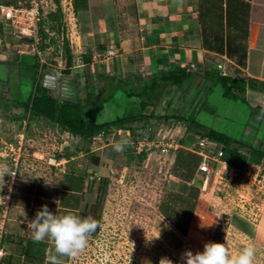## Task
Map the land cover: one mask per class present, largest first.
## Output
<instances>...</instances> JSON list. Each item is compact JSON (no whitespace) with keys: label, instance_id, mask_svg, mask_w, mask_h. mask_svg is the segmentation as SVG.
I'll list each match as a JSON object with an SVG mask.
<instances>
[{"label":"rangeland","instance_id":"rangeland-1","mask_svg":"<svg viewBox=\"0 0 264 264\" xmlns=\"http://www.w3.org/2000/svg\"><path fill=\"white\" fill-rule=\"evenodd\" d=\"M248 1L253 7L255 28L247 70L250 75L246 70L237 72L231 67L225 71L247 81L250 91L246 100L251 108L264 109V0ZM24 2L26 0H0V7ZM59 2L63 28L52 30L47 17L55 12L56 0H39L40 23L45 21L43 28L48 35L43 41L40 33L37 41L21 33L25 26L7 21L0 8V97L4 101L0 107V163L8 164L16 173L14 178L4 177L6 186L0 191V196L7 197L5 203H0V250L3 252L0 264H41L39 258L27 260L20 254L32 240L29 221L41 205L46 204L55 212L61 170L68 171L72 167L86 171L92 165L93 150L105 144H109L104 149L111 159L108 163L110 174H100L90 181L89 192L93 199L86 204V212L91 211L92 204H97L99 227L90 236L87 248L67 264H158L161 257L171 259L174 264H183L181 255L185 250L202 251L208 241L225 242L233 255L253 242L257 248L254 264H264V182L259 177L254 180V174H239L229 180L227 175L220 179V173L214 170L207 179L202 177L197 206L190 218L181 222L183 226L187 223L182 230L160 212V204L170 200L171 194L179 193L183 185L174 178L175 174H169L177 153L172 146L182 136L188 140L185 145L190 147L196 136L186 127L195 117L217 131L264 151V117L258 114L252 119L248 113L250 108L239 100L223 98L219 86L214 87L212 96L206 99H203L205 91L197 88L174 90L171 98L165 96L155 108L160 118L147 124L136 121L124 129L113 127L91 140L73 136L43 118L24 115L22 108L13 105L14 99H26L33 90L30 65L36 60L42 66L43 76L52 75L57 80L51 90L53 96L84 100L89 91L95 89L99 93L103 89L101 80L96 77L97 65L84 59L91 53L80 54L71 48L76 45L71 41L74 40L70 35L71 19L65 3ZM66 41L72 54L68 74L64 71ZM41 45L43 49L38 48ZM15 53L19 55L18 62ZM209 84L213 85L210 81ZM201 85L204 87L208 83ZM115 90L106 89V93ZM125 91L129 93L127 88ZM105 97L107 102H103L99 122L121 118L137 101L135 98L127 100L124 90ZM198 102L205 107H200ZM167 116L172 118L164 119ZM128 126H132L134 134H130ZM126 138L131 139V146L123 152L115 151V143ZM143 138L148 143L172 146L165 150L162 147L145 149L146 155L140 159L135 146ZM189 139L192 140L189 142ZM211 145L215 147L213 141ZM10 146L19 150L12 152ZM17 155L16 166L13 156ZM158 230L159 239H152ZM41 244L43 247L33 248V251L43 257L48 242Z\"/></svg>","mask_w":264,"mask_h":264},{"label":"crops","instance_id":"crops-1","mask_svg":"<svg viewBox=\"0 0 264 264\" xmlns=\"http://www.w3.org/2000/svg\"><path fill=\"white\" fill-rule=\"evenodd\" d=\"M62 1L71 19L70 35L74 39L71 41L76 44L71 45V48L74 47L77 53L81 52L80 54L91 53L90 62L97 65L98 74L124 80L131 75L148 77L160 71L170 72L177 67L186 68L192 73V78L181 89L191 87V90L195 88L199 91L203 90L205 91L203 99H206L212 96L214 87L203 78L205 70L217 69L221 75L232 76L225 71L227 67L234 68L237 72L243 70L247 72L249 69V53L255 28L252 23L253 7L248 0ZM243 3L250 5L248 17L238 15L240 9L243 10L245 7ZM226 6L229 10L228 24ZM242 12L244 11L240 13ZM229 43L231 46L243 47L246 50V69L240 68L235 59L225 53ZM221 48L224 53H219ZM108 52H112L111 56L105 57ZM17 56L19 58V55ZM19 60L20 58L17 62ZM96 60L98 62H95ZM247 74L250 75L248 72ZM205 82L208 85L202 87L201 84ZM208 86H210L209 91L206 93ZM249 91L247 83L246 97ZM198 103L200 107H205V105L201 106V102ZM195 119L197 120L196 117ZM191 140L189 139V142ZM196 140L197 137L189 144L190 147L196 143ZM187 141L182 136L179 138L178 148L174 151L177 153L173 163L171 162L169 174H175L174 178L183 184L200 190L201 186L198 182L202 183L203 175L198 171V165L201 157L185 145ZM108 145H100L93 151L105 152L104 148ZM217 146L222 148L220 144ZM110 162V157L105 154L98 166L89 165L86 171L72 167L68 171L61 170L56 214L73 210L81 217H85L87 201L93 196L89 192L90 181L100 174H110L108 170ZM250 164L248 163L247 166ZM229 167L240 172L245 170V168L241 171ZM177 194H182V201L174 203L171 197L175 194H171L170 200L164 203L174 205L173 223L181 229L187 227V223L183 226L181 222L185 218L189 219L190 214L195 210L199 193L196 199L182 188ZM191 205L194 206L193 209ZM50 247L51 244L48 242L44 258L39 259L41 264H48L47 252ZM42 260L44 263L41 262ZM68 261L69 259L66 264Z\"/></svg>","mask_w":264,"mask_h":264},{"label":"trees","instance_id":"trees-1","mask_svg":"<svg viewBox=\"0 0 264 264\" xmlns=\"http://www.w3.org/2000/svg\"><path fill=\"white\" fill-rule=\"evenodd\" d=\"M56 3L55 12L48 14L47 17L48 21L52 24L50 27L52 30H60V28H63V14L61 12L59 2L57 1ZM243 4H245V7L243 10L240 9V12H244H238V15L248 17L250 5L249 3ZM228 17L229 10L227 7V24L229 23ZM44 23L45 21H42V23H40V21L38 22V33H40V39L42 41L48 38L47 32L43 28ZM38 48L43 49L44 46L41 45ZM219 53H224V50L221 48ZM225 53L228 57L235 59L240 68L244 69L246 67V50L243 47H234L231 46V43H229ZM64 54L66 57V69L64 71L66 74H68L70 68L72 67V54L67 41L64 45ZM84 59L89 63L90 55L88 54L84 56ZM31 66L33 68L32 78L34 88L31 92H29L26 99L20 97L18 99H14V101H12L13 105L22 108L24 115L27 114L28 116L43 118L58 125L61 130L84 140H91L98 134L107 133L113 127L124 129L127 125L135 123L136 121H143L147 124L151 123L152 120L160 118L161 116H157L155 108L160 106L162 99L165 96H167L166 98H171L175 92L174 90H181V88L185 86V84L192 78V73L187 71L186 68L181 67H177L170 72L160 71L148 77L143 75H131L124 80L112 78L104 74H98L96 77H98V80H101V83L103 84L102 91L97 93L95 89L91 90L87 93L84 100H80L77 97L70 99L51 95L52 91L43 85L41 74L42 66H39V61L36 60ZM203 78L212 82L213 87L219 86L221 90L220 94L223 98L233 101L239 100L247 109L250 108L248 113L252 119H255L253 117H256L258 114L264 117L263 108L258 106L251 108L247 102V83L244 78L221 75L217 69L205 70L203 73ZM126 88L128 89L129 93H126ZM106 89H109L111 92L115 89L116 92L117 90H124L127 100L130 98H135L137 100L135 103H133L135 107H128V111H126V113L123 114L121 118L112 121L99 122L98 117L103 108V102H107L105 96L109 95L110 98L113 96V93H115V91L113 93L107 91L106 93ZM3 102V99L0 97V107L3 105ZM169 118L172 117H164V119ZM146 124H144L143 127H145ZM129 127L130 126H128V130L130 134H134V130H131L132 126L130 128ZM186 130L188 132H192L197 137V139L206 138L210 141H213L215 144H220L223 148L222 159L229 166L241 171L245 168V166H247L248 163L260 164L261 161L264 160V151L258 148L256 145H250L244 141L234 139L227 133L225 134L224 132L217 131L203 123L198 122V120L195 118L189 121ZM145 155L146 152L143 151L139 154L138 158L143 159ZM104 156V151L94 152L91 155L90 163L94 166H98L100 160ZM198 183L201 185V181ZM181 188L184 192L187 190L188 195H190L192 198H197L199 193L198 189L195 190L193 186H187L186 184H183V187ZM171 201L174 203L177 201H182V194H175L171 197ZM95 205L97 204H92L93 207L90 208L91 211L87 213L99 222L100 213L98 210H96L97 208ZM191 207V209H193L194 206L191 205ZM174 208V205H169V203L164 205L162 203L160 204L161 214L172 222V216L174 217ZM40 247H43V244L35 243L33 240H30L28 245L25 246V248H22V253L20 254H23L27 260L35 258L41 259V255L33 251V248L39 249Z\"/></svg>","mask_w":264,"mask_h":264},{"label":"clouds","instance_id":"clouds-1","mask_svg":"<svg viewBox=\"0 0 264 264\" xmlns=\"http://www.w3.org/2000/svg\"><path fill=\"white\" fill-rule=\"evenodd\" d=\"M46 75H42L43 85ZM56 81L54 82L52 77L48 78L47 86L54 87ZM131 144L130 138L122 139L115 143L114 150L123 152ZM224 166L225 172L226 163ZM15 175V171L8 164L0 163V191L6 186L4 177L8 176L11 179ZM3 197L0 196V203H5L7 197ZM28 227L31 230L33 242L51 244L47 252L48 264H66L67 259L78 257L87 248L89 238L99 227V222L91 215L81 217L73 210H67L64 214L58 215L50 211L45 204L37 210L34 218L29 221ZM159 237L158 230V234L152 239H159ZM256 254L257 248L253 242H249L241 251L233 255L225 242L208 241L204 244L202 251L185 250L181 255V261L183 264H254ZM158 264H174V262L167 257H161Z\"/></svg>","mask_w":264,"mask_h":264},{"label":"built area","instance_id":"built-area-1","mask_svg":"<svg viewBox=\"0 0 264 264\" xmlns=\"http://www.w3.org/2000/svg\"><path fill=\"white\" fill-rule=\"evenodd\" d=\"M1 13L3 17L7 21H12L18 24H21L25 27L21 28V33L33 37L36 41L37 34H38V22L40 21V3L39 0H26L24 3L13 4L9 6H1ZM109 53V54H108ZM105 57H110L111 52H108ZM104 57V58H105ZM171 147L172 144H163L160 142L156 143H148L146 138L139 140L137 145L135 146V151L137 154H140L145 149L151 150V147H162V150H165V147ZM174 149L178 148V141L174 146ZM10 151L19 150L17 147L10 146ZM192 149L199 154L201 157V162L198 165V171L202 173L203 177L207 179L208 175L216 170L217 174L220 173V179L225 178L224 176H228L229 180L232 179L233 176H237L239 174H254V180L257 178H261L264 182V160L261 161L260 164H250L247 168L243 171H237L231 169L229 165L222 159L223 156V148L218 147L215 144V147L211 145V141L206 138H198L196 143L192 146ZM19 155L13 156V164L17 166L18 164ZM224 163H226L227 168L224 172ZM219 165L216 167L215 165ZM253 171H255L253 173ZM0 255H3L2 250H0Z\"/></svg>","mask_w":264,"mask_h":264},{"label":"water","instance_id":"water-1","mask_svg":"<svg viewBox=\"0 0 264 264\" xmlns=\"http://www.w3.org/2000/svg\"><path fill=\"white\" fill-rule=\"evenodd\" d=\"M50 77L54 78V82H55L56 78H55L54 76H52V75H48V74H47V75L45 76V79H44V86H45L46 88L53 89L54 87H49V86H47V81H48V78H50Z\"/></svg>","mask_w":264,"mask_h":264}]
</instances>
